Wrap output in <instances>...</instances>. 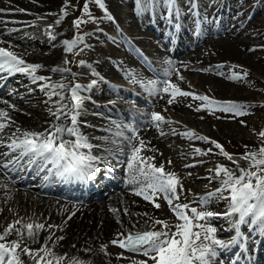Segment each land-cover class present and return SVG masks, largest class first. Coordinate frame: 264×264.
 <instances>
[{"label": "bare ground", "instance_id": "obj_1", "mask_svg": "<svg viewBox=\"0 0 264 264\" xmlns=\"http://www.w3.org/2000/svg\"><path fill=\"white\" fill-rule=\"evenodd\" d=\"M140 1L142 2V0H139V3L137 0H103V4L112 13V19L120 26L125 27L129 40L125 38V35L123 39L127 40L128 43L130 41L136 48L134 50L141 51L148 56L153 54L158 63H161L162 69L159 68L161 71L160 80L152 77L145 68L138 64V61L117 53L115 49H107L99 40L103 33L97 32L94 27L88 28L89 30L81 38L82 43L89 48L84 52V58L81 60L83 63L80 62L79 64L80 74H85L87 77H83L77 84L85 86L80 94H92L95 101L98 102L96 105L83 99L85 109L93 111L94 108H98L101 111L100 108H104L108 115L95 117L84 113L85 111H80L78 127L80 132L87 137L88 142L95 143L92 145L91 154L98 158L93 162L98 171L94 173L93 178L87 181L63 180L55 175H50L47 180H44L47 184L44 189L48 191H43L17 184L9 171L0 168V234H3L9 225H13L12 234L0 243L11 245L12 242L16 241L24 247L33 249L30 247L35 245V242H39L36 250L42 246H46L48 249L52 248L56 254L52 258L54 259L55 256L65 264H141L142 261H145V256L142 254L134 257L124 249L111 250L110 247L114 245L111 241L117 239L121 233L127 235L128 232L158 230L159 225L154 224L149 217L167 221L170 225H175L179 221L162 197L156 200L160 204V208L157 209L152 203L144 200L142 196L134 194L136 189L128 183L129 177L125 163L126 156L130 153L129 143L127 140L114 136L113 133L117 131H122L127 137L135 135L142 139L146 148L140 154L146 157H154L153 163L156 166L163 164L166 172L175 173L177 177H180L179 180L180 183L182 182L184 191L180 195L179 201L174 203H189L198 211L210 210L209 207L212 205L216 209L222 210L221 214L226 213L229 209L230 201L225 198L212 197L205 205L200 204L199 197L203 196H200L199 190L208 194L215 193L216 189L213 187L220 188L221 182L215 178V175L210 178L207 175L206 167L194 164L192 161L193 158L199 157L202 158L203 162L208 163L212 158L218 160L219 158L225 159V157L220 155L219 149H215L212 144L196 139L195 136L189 139L182 134L193 132L196 136L207 137L209 140L217 141L223 145L226 142H235L236 146H244L245 152L259 149L257 144L264 139L260 135L257 137L258 140L250 138L249 141L234 139V137L242 131V128L239 127L242 122L247 123V119L255 116L254 120H257L253 125L257 129L260 128L258 121L264 116V99L262 98L264 97V63L263 59L256 53L259 50H264V39H261L264 31L252 32L253 34L250 33L243 38L240 34L243 31H239V26L244 23V20L240 22V19L242 20L245 14L242 13L233 17V14L235 15L239 9H234L232 0H214L213 4L209 3V5L207 4L208 0H202V2L176 0L177 5L172 10H169L166 0H144V4H140ZM263 1L256 2L253 12L258 11L257 6ZM62 2L63 0H0V48L20 56L25 65H38L39 68L34 75L45 78L42 81L36 80L34 82L26 73H0V110L6 111L10 117V120L4 121L8 127L4 129L3 133H0V136L3 137L2 142H0V161L4 163H8L18 155L17 152L4 155V153L9 152L6 146L11 142L9 137L16 133L17 128L21 132L41 133L54 123H59L64 127L71 126L68 124L69 118L64 117L57 121L56 117L52 115L53 111H50L53 108L47 106L55 107L54 110L56 111V108L59 107L56 104L59 97L52 96L50 99L46 94L50 88L43 87V84H64L66 87L63 89L65 96L63 103L71 106L69 89L74 84H71L69 76H63L58 74V71H53V69L64 67L65 55L68 53L64 42L75 39V37L69 38V30L65 26L68 19L62 15ZM124 5L134 9V15L139 20V24L124 16L127 12ZM98 10L97 6H94L95 22H98ZM196 11L200 18L199 23H196L193 16ZM200 11L207 16H212V20L210 18L204 20ZM215 17H217V22L214 28L213 20ZM142 26L149 27V31L143 30ZM110 27L115 26L110 22ZM195 31H197L196 36L193 35ZM150 32L162 35L163 41L153 37ZM38 35H42V37L39 38ZM193 36L195 41H193ZM252 36L260 37V41L256 42ZM189 39L193 41L190 45ZM40 41L43 43H39ZM169 45L175 47L174 57H169L170 52L167 49ZM178 55L182 56V59L178 58L182 60L181 71L175 72L174 67L178 63V59H176ZM150 61L154 62L151 57ZM168 62H171V67ZM196 65H200V67L194 68ZM203 65L208 67H203ZM187 67H191L189 70L200 72L212 71V74H197L189 71ZM166 72L170 74L165 75ZM96 73L102 78L95 81L93 78ZM234 74L240 79H231ZM166 78H168L167 81L178 86L182 91L192 94L188 97L176 96L174 99L162 91L151 94L152 106L155 105L164 116V122L159 125L163 129L169 130L168 134L161 136L159 130L154 128L153 122L148 119L145 120L144 126L136 127H132L126 122L114 121L119 119H116L120 114L117 106H121L123 102L132 103L130 100L137 98V95L133 94L132 91L118 87L116 82L120 83L124 80L144 89L139 81H155L157 89H160L162 86L158 82L165 81ZM103 79L112 80L115 84L108 83ZM241 79L244 80V83H248L250 80L261 81L263 89H252L251 91L245 89L246 87L243 88L239 85ZM91 80L95 81L94 85L90 84ZM134 80L137 82H133ZM89 85L92 86L89 88L87 87ZM24 92L27 94L20 98L18 94ZM193 95L207 96L211 100L215 98L230 100L235 104L245 106L242 109L245 112L244 115L232 113L237 116L234 118H238L242 122L228 119L226 123L221 116L214 113L218 111L217 108L207 106L204 101L193 99ZM37 99L38 101H34ZM170 99H172V103L168 102ZM44 103L47 106H42ZM198 108H204L207 115H213L216 118L200 116L197 113ZM44 109H48L47 113L42 112ZM85 109L82 108L81 110ZM112 113L116 118L109 116ZM117 125L120 127L117 128ZM125 125L134 128L135 133L129 131L128 128L124 127ZM173 128L180 129L174 133ZM262 131L264 132V128ZM16 135L19 136L20 133H16ZM172 135L184 137L180 142L177 141L176 144H173L176 146L174 149H171L166 142V138L171 142ZM63 139L74 138L65 135ZM132 143L138 145L139 140L133 139ZM172 143H174L173 140ZM101 146L102 148H100ZM209 148H212V152L208 155L196 153V149L205 152ZM81 151L87 153L88 149H81ZM26 159L21 163L25 166L27 178L29 174L34 175L37 170H33L34 166L29 168ZM111 160H118L119 166H110ZM217 160L214 163L215 168L217 165L236 168V165L232 164L231 161ZM168 161H171V164ZM186 165L194 166L191 168L195 171L191 178L186 177L187 173L182 169V166ZM239 165L240 168L249 167L247 161H240ZM17 169H21V167H16ZM118 171H122L124 180L115 176V172ZM196 172L205 177L204 183L198 182ZM239 174L237 171L236 175ZM99 175L104 180L99 178ZM98 180L106 184H101ZM25 183L26 181L23 182V184ZM115 184L117 186L112 192H108L105 196L98 194L104 192L105 185L114 186ZM188 187L194 190L197 196H193ZM177 191L179 192L178 188ZM49 192L51 194H48ZM53 192L72 198L57 196ZM228 195L229 193H224L225 197ZM81 199L86 200L79 201ZM130 207L134 209L133 212L129 209ZM234 217L236 220L238 219L237 216L234 215ZM17 220H21L23 225L44 224L45 228L39 232L35 239L25 237L22 240L16 229H20L22 232L26 229L20 224H15ZM226 220L225 216H220L213 217L211 223L209 218L205 222H209V227L215 229L214 234H216L219 228L228 225ZM222 222L227 223L222 224ZM201 223L207 226L204 221ZM49 225L55 227L49 228ZM248 225L241 226L248 229L245 244L249 250V243L253 242L254 250H251L249 255L252 253L254 259H244L245 249L240 247L238 241L237 243L230 242L226 248H218V256L214 264H219L221 254H224L225 257L233 254L231 264H259L260 258L264 257V235L258 231L256 225ZM227 228L232 229L228 233V239L232 241L236 232L233 223L229 224ZM172 231H175L174 227ZM49 236L51 239H48ZM217 236L215 235V237ZM59 237H63V239H58ZM17 251L20 253L22 264H34L30 256L23 254L20 249ZM235 253H237L236 257ZM67 256H71V258ZM72 256L75 259H72ZM262 263L264 262L260 264Z\"/></svg>", "mask_w": 264, "mask_h": 264}, {"label": "snow or ice", "instance_id": "obj_2", "mask_svg": "<svg viewBox=\"0 0 264 264\" xmlns=\"http://www.w3.org/2000/svg\"><path fill=\"white\" fill-rule=\"evenodd\" d=\"M166 2L169 10H172L176 0H166ZM95 3L99 7L104 8L103 0H95ZM67 7L68 5L65 4V8ZM82 11L84 14L90 15L87 3L83 6ZM62 15H67V12L63 9ZM109 19L112 18L109 17ZM83 22L82 19L78 18L73 22V25L79 28ZM80 42H82V38L65 41L66 51L71 52ZM168 63L171 67V62ZM37 68H39L38 65H25L24 60L18 58L15 53L0 48V73H26L34 82L36 80L42 81L45 79L44 77H36L34 75ZM53 71H63V69H53ZM169 74V72L165 73V75ZM231 79L237 80L240 77L234 74ZM133 82L137 81L134 80ZM139 83L149 94L162 91L169 94L173 99L176 96L188 97L192 95L182 91L178 86L167 80L162 82L164 87L160 89H157L155 81H139ZM94 84L95 81L92 82V85ZM92 85L87 87L90 88ZM43 87L50 88L48 92L50 99L52 96L59 97L56 101L59 107L56 108L55 112H52V115L56 117L57 121H60L64 117L69 118L71 126L64 127L59 123H54L41 133L21 132L17 128L16 133H20V135L17 136L16 133H13L9 137L11 142L6 145L9 152L4 153V155H9L11 152H17L18 155L8 163L0 161V168L6 169L10 165L13 168H22L23 164L21 162L27 158L26 163L29 168L35 166L37 174L40 172L47 173L42 177L44 180H47L50 175H55L63 180L75 179L87 181L93 178L94 173L98 171L94 167L93 162L98 158L91 154L92 145L88 142L87 137L80 132L78 127V117L84 99L80 95V92L84 90L85 86L75 84L69 89L71 106L63 103L65 100L63 89L66 87L64 84L44 85ZM57 89H60V91H57ZM193 99L204 101L207 106H214L226 113H234L235 115L245 114L242 111L245 106L233 102L221 103L211 100L207 96L195 95H193ZM168 102L172 103L173 101L170 99ZM5 103L7 102L5 101ZM197 110L199 111L200 109L198 108ZM151 119L157 127L160 123L164 122V117L155 112L152 113ZM6 120H10L8 113L0 110V133H3L4 129L8 127V124L4 122ZM119 127L117 125V128ZM124 127L135 133L134 128L128 125ZM65 135L74 139L65 140L63 139ZM113 135L127 140L129 143L130 153L126 156L125 163L129 177L128 183L136 189L134 194L142 196L144 200L152 203L157 209L160 208V204L156 200L162 197L179 222L175 225H170L167 221L149 217L154 224L161 226L160 230L128 232L127 235L121 233L111 243L118 245L126 251L140 253L148 257L153 264H214L218 256L217 249L226 248L229 245L215 237V229L206 227L205 224L200 223V221H205L207 217L212 216L213 213L198 211L197 208L190 207L189 204L174 203L175 201H179L180 195L184 191L176 174L166 172L163 164L156 166L153 163L154 157H146L140 154L146 148L145 142L142 139H139L135 135L132 137L124 136L122 131H117ZM182 135L189 139L195 136L196 139L212 144L215 149H219L220 155H223L232 164L236 165L235 169L217 165L214 170H210L215 172V178L220 180L221 187L216 189L215 193H209L206 197H199V202L202 206L214 196L230 201L229 209L224 215H235L238 217L233 222L236 235L233 237L231 243H237L240 239L242 235L240 232L241 225H256L258 231L264 235V147L256 151H246L240 159L247 161L249 167L240 168L239 160L234 159L218 142L209 140L207 137L196 136L193 132H185ZM260 136L264 138V132H261ZM133 139L139 140L138 145L132 143ZM2 140L3 137L0 136V142ZM245 147L247 148V146ZM81 149H88V152H82ZM211 152L212 148H209L205 152L196 149L198 155H208ZM168 163L171 164V161H168ZM186 167L188 166L186 165ZM237 171H239V175H236ZM177 188H179V192ZM225 192L229 193L227 197L224 196ZM15 224H20L26 229L24 232L16 229L17 234L21 236L22 240L25 237L35 239L39 235V232L45 228L44 224L39 223L35 225H23L21 220L15 221ZM48 227L52 228L55 226L49 225ZM173 227L175 231H172ZM12 231L13 225H9L5 229V232L0 234V241H4L8 235L12 234ZM48 239H51V237L49 236ZM58 239H63V237H59ZM17 249H20L19 242L14 241L11 245L0 243V264H22L21 256ZM20 251L35 260L36 264H42L46 256L52 255L46 246H42L35 251L24 247ZM41 252L45 256H40ZM38 256H40L39 259H37ZM47 264H53V261L47 260ZM141 264H147V261H142Z\"/></svg>", "mask_w": 264, "mask_h": 264}, {"label": "rangeland", "instance_id": "obj_3", "mask_svg": "<svg viewBox=\"0 0 264 264\" xmlns=\"http://www.w3.org/2000/svg\"><path fill=\"white\" fill-rule=\"evenodd\" d=\"M197 1L202 2V0H197ZM258 1L259 0H245V1L244 0H232L234 9L235 8H236V10L239 9L237 11L235 10L236 11V14L235 15L233 14V17H235L236 15L242 14V13L245 14V17L242 20L240 19V22H242L244 20V23L239 26V31L240 32L243 31L242 33H240V32L239 33L241 34V36L243 38H245V35H248L250 33L253 34L252 32L257 33L259 30H263L264 31V1L261 2V3H259V5L257 6L258 7V11L253 12L254 8L256 7V2H258ZM85 3L88 4V8H89L90 15L84 14L83 11H82L83 10V6L85 5ZM142 3L144 4L145 1L144 0H142V2L140 1V4H142ZM209 3L210 4H213V0H208L207 4L209 5ZM65 4L68 5L67 8H65ZM124 4H126V3L124 2ZM94 6H97V10L99 9L98 10L99 11V17L97 18L98 19V22H95L94 21V16H93V14H94ZM124 6H125V11H127L125 13L126 15H124V16H126L127 18L132 19L136 23L138 22V24H139V20L136 19L135 15L131 13V10H130L131 8H129L128 5H124ZM62 9L65 12L68 13L66 15V18L68 19V21L65 23V26L68 27V30H69V38L70 39H73L74 37H75V39L81 38V36L85 35L86 32L89 30L88 28L94 27V30H96L99 33L100 32L103 33V36H101L99 38V40L101 41V43L107 49H110V50L115 49L117 53L119 52V54H122L124 56H129L132 59H134L136 62L138 61V64H140V66H142L146 70L148 69L147 70L148 73L150 72L149 68H152L155 72H156V70L159 71V72H161L160 69H159V68L162 69L161 63L160 62L158 63V61L154 58L153 54H152V56L151 55L148 56L145 53H142L141 51H138V50L136 51V50H134V49H136L135 46L133 47V44L130 41H129V43L127 42V40H129V38H128V35L126 34L125 27L120 26L113 19H109V17L112 18V13L109 12V9H108L107 6L104 5V8H101V7H99V5H97L95 3V0H93V1L92 0H63V2H62ZM201 16L204 18V20H206L208 18L211 19V17L207 16V14L205 15L202 12H201ZM78 18L82 19L84 22L79 26V28H76V27H74L73 22L75 20H77ZM255 21H257V22H255ZM110 22L115 27H113V28L110 27ZM215 27H216V23L214 24V28ZM109 28H111V29H109ZM142 29L145 30V31H149V29L146 28L145 26L144 27L142 26ZM150 33L153 35V37H156V39L160 40L161 42L163 41L162 38H161L162 35H159L158 36V34L156 32H153V33L150 32ZM160 34H161V32H160ZM19 35H21V34H19ZM124 35H125V38H127V40L123 39V36ZM38 36H39V38L42 37V35H38ZM252 38L254 40L256 39L255 40L256 42L260 41V37H253L252 36ZM257 38H259V39H257ZM261 39H264V35L261 37ZM191 41H192V39H189V45L191 44ZM82 42L78 43L77 46L74 47L71 52H68L65 55L66 59L64 61V67L62 68L63 71H58V74H61L63 76H69L70 79H71V84H74V85L77 84L79 81H81L83 79V77L86 76L85 74H80V72H79V64H80L81 60L84 58V52H85V50H87L89 48L88 46H86V44H83ZM39 43L42 44L43 42L40 41ZM172 50H174V49L171 48V50H169V52L172 51ZM256 53H257V55L259 57H261L263 59V60L262 59L261 60L264 63V50H259ZM171 56L174 57V53H172V54L170 53L169 57H171ZM17 57L20 58V56H17ZM150 57L154 60L155 63L152 62V61H150ZM181 57H182L181 55H178V56H176V59L181 58ZM167 59L168 58L166 57V60ZM180 64H182V60L178 59V63L174 67L175 72H180L181 71ZM195 67H200V65H196V66H194V68ZM203 67H208V66L207 65H205V66L203 65ZM187 68L189 70V68H191V67H187ZM85 71H87V70H85ZM189 71H193V72H195L197 74H202V75H206V74H210L211 75L212 74V71H207V70H204V71H201V72L200 71H197V70L196 71L195 70H189ZM155 72H153V73L150 72L149 74L152 77L154 76V78L156 80H160L159 78H157ZM99 78H102V76H100L98 73H96V75H94L93 80L96 81ZM93 80L90 81V84L93 82ZM103 80L104 81H107L108 83L115 84V83H113L112 80H108V79H103ZM165 80H168V78H166ZM37 81H39V80H37ZM162 82H158V83L161 84L162 87H164V84ZM44 85H49V84H43V86ZM116 85L118 87H122V88L124 87L125 89H128V90L132 91L134 94H137L138 96H140L141 99H143V101H145V102H142V100L141 101H137V100L131 99L130 101H132V103H128V102H123V104L121 103V106H117L118 111L121 114V117L118 116L116 118V116L113 113H112V115L109 114V116H112V117H114L116 119L119 118L118 120H114L113 119L114 121H116L118 123H122V122L125 121V122H127L129 124H133L134 125L133 122H130L129 120H127V116H128L127 115L128 112L126 113V110L127 109L129 111H133L134 116H136L139 119H141L142 122H145L146 119H148L149 121H151L150 119H151V115H152L153 112L158 113L161 116H163L162 115L163 113H161L160 111H158V109L155 107V105L152 106V103H153L152 95L149 94V93H147L145 91V89H142L140 86H135L134 84L127 83L124 80H123V82H120V83L119 82L118 83L116 82ZM239 85L242 86L243 88L246 87L245 89H248L250 91L252 89L253 90L263 89L262 88L263 87L262 86L263 84H262L261 81L250 80V81H248V83H244V80L241 79ZM190 91L192 92V90H190ZM162 93H164V92H162ZM25 94H27V93H25V92L24 93H20L19 96L21 95V97H22V96H25ZM46 94H48V93H46ZM80 95L81 96L83 95L82 97L87 102H91L92 104L98 105L97 104L98 102L95 101V99L92 96V94H80ZM35 98H39V97H35ZM262 98L264 99V97H262ZM213 100L214 101H219L221 103H223V102H231L230 100H219V99H216V98L213 99ZM34 101H38V99L37 100H34ZM40 101H41V99H40ZM146 102H149L151 106H147ZM244 103H249V102H244ZM42 106H47V105H46V103H44ZM47 107L48 108H53V109H51L50 112H52V111L54 112L55 111L54 110L55 107H51V106H47ZM133 107H135V108H133ZM82 108L85 109V106L82 107ZM100 109H101V111L98 108H94L93 111L88 110V109L80 110V111L81 112H84L85 111L84 113H87L88 115H93L95 117H104L106 114L108 115V112H106V110L104 108H100ZM47 110L48 109H44V110H42V112L43 113H47L46 112ZM143 110H145L146 112L145 111L142 112ZM209 110H210V108H209ZM197 113L200 116L210 117L211 119L212 118H216V116H213V115H210L209 116V115H207V112H206V110L204 108L203 109H200ZM214 113H216L217 115L221 116L222 119L226 123H227V120L228 119L229 120L231 119L232 121L242 122L240 119L234 118V117H237V116H234L232 113H226V112H223V111H221L219 109H218V111H215ZM216 114H214V115H216ZM249 114H250V112H249ZM130 116H132V115H130ZM238 117H241V116H238ZM254 119H255V116H252L249 119H247V121H246L247 123L242 122L240 124V126H239V127L242 128V131L239 132V134L236 135L235 136L236 138L234 137V139H239V140H242V141L243 140L249 141L250 138L252 140L257 139V137L260 135V133L263 132L262 129L264 128V116H263V118L261 120L258 121V124H259L260 128H257V129H255L254 128V125H253V123L257 119L256 120H254ZM68 124H71L70 119L68 120ZM153 125H154V128H157V130H159V133H160L161 136L166 135V134L169 133V130L163 129V127L161 125H159L157 127L154 124V122H153ZM132 127H135V126H132ZM173 129H174L173 132L175 133V131L178 132V130L180 128H173ZM180 132H182V131L180 130ZM172 137H173L172 140L174 141V143L171 144L172 140L170 142L168 138H166V142L171 147V149H174L176 146H173V144H176L177 141L180 142L181 140L184 139V137H180V136H177V135H172ZM192 142L195 143V141H192ZM89 143L91 145H95V143H91V142H89ZM230 143L229 142H226L225 145L220 144V143L219 144L222 145L223 149L227 153L231 154L234 159L239 160V162L240 161H245V160H241L240 159V157L245 153V150L243 148L244 146H236L237 144H234L235 142L234 143L230 142ZM178 145H180V144L178 143ZM257 146L259 148L264 147V139L261 140V142H259L257 144ZM100 148H102V146ZM193 159H192V161H193L194 164H200V165H203L204 167L207 168V170H208L207 175L210 178H212V176L215 175V174H213L214 171H210V170H214L215 169V164L214 163L217 160V158L210 159V161L208 163L203 162L202 158H199V157L193 158ZM218 160L219 161L220 160L221 161L223 160L225 162L226 161H229L226 157H225V159L219 158ZM116 162L117 161L113 162L114 165L115 166L119 165V162H117V163ZM191 168H194V166H188V167H186V166L183 167L182 166V169H183V171L185 173H187L186 177H188V178H191V177L194 176L193 173L195 171H193ZM196 174H197V177H198L197 178L198 182L201 181L200 182L201 184L204 183L203 180H205V177H202V175L199 172H196ZM119 175L120 176L123 175L122 171L120 172ZM178 178H180V177H178ZM181 185H182V182H181ZM213 188L218 189L217 186H214ZM188 189H190V188L188 187ZM178 190H179V188H178ZM190 190H191L193 196H197L195 194L194 190H192V189H190ZM199 193H201L200 196H203V197H206L208 195V193H203L201 190H199ZM214 198H215V196H214ZM183 204H189V203H183ZM189 205H190V207H193L191 204H189ZM212 208H213V210H212ZM214 208H215V206H212L211 205V207H209L210 210H206V211L213 213V215H219V216L220 215H224V214H221L220 213V212H223L222 210H219V209H216V208L214 209ZM129 209H131V207ZM131 211L133 212L134 209H131ZM130 212H129V215H130ZM129 215H128V217H129ZM209 220H210L209 222L211 223V219H209ZM201 222L202 221H200V223ZM209 222L208 221H206V222L204 221V223H207V226L206 227H209ZM160 228H161V226L159 225L158 226V230H160ZM222 228L225 229L224 227H222ZM220 232L216 231V234L219 236V238L218 237H216V238L219 239V240H223V239L220 238V236L223 235V234H220ZM34 244L35 245H32V247H30V248H33L31 250H34L35 251L36 248H37V245L39 244V242L38 243L35 242ZM22 248H24V246H22V244H20V249H22ZM110 248H111V250L122 249L118 245H113V247H110ZM38 249H40V248H38ZM107 249H108V247H107ZM49 250L51 251L52 255L46 256L45 257V260L42 261V264H47V260H52L53 261V264H57L58 259L55 258V256H54V259L52 258L53 255H56L55 252L52 250V248H49ZM126 252L132 254L134 257L140 255V253H133V252H129V251H126ZM40 256H45V254L43 252H41L40 253ZM40 256H38L37 259H39ZM67 257L71 258V256H67ZM144 258H145V261H147V264H153V262L150 259H148V257H144ZM72 259H75V258L73 257ZM33 262H34V264H36V261L35 260H33ZM58 264H65V262H61L59 260L58 261ZM82 264H85V263H82Z\"/></svg>", "mask_w": 264, "mask_h": 264}]
</instances>
